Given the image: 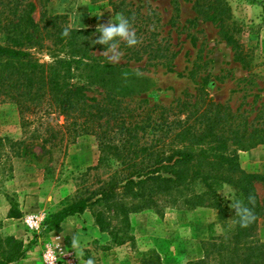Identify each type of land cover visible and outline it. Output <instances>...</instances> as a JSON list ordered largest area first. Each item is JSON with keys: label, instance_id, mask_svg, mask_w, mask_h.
<instances>
[{"label": "rangeland", "instance_id": "rangeland-1", "mask_svg": "<svg viewBox=\"0 0 264 264\" xmlns=\"http://www.w3.org/2000/svg\"><path fill=\"white\" fill-rule=\"evenodd\" d=\"M30 1L35 4L36 21L43 13L62 14L70 27L82 31L115 23L120 15L129 19L138 37L136 45L127 46L121 40L118 59H109V48L92 51L99 60L131 70L133 94L127 100L170 104L186 92L194 94L198 87H204L215 102L242 113L253 126L264 125V0H224L246 64L235 58V50L222 38L219 28L198 15L196 0ZM4 42L5 36L0 33V43ZM41 42V47L32 48V52L40 62L49 63L54 47L48 38ZM88 95L99 94L93 89ZM25 121L23 126L14 104L0 103V236L21 240L25 249L22 258L9 264H42L48 249L54 250L63 264H139L140 258L152 250L163 264H194L203 258L210 241H230L240 194L227 182L217 188L219 202L228 209L223 220L216 208H189L184 196L174 195L156 197L159 210L153 207L129 214L133 242H113L110 230L119 226L117 219H112L109 230H100L94 217L96 206L67 216L61 230L49 229V214L59 211L76 195L97 189L118 165L105 161L97 166L99 148L92 135L52 148L41 166L19 157L10 141L26 139L39 153L46 129L56 128L64 120L57 113L44 114L41 109L27 114ZM229 153L236 155L240 170L264 173V145L246 150L232 146ZM197 167L208 169L206 164ZM211 174L218 175V180L219 176L232 181L237 177L235 171ZM194 185V190L201 189L200 182ZM254 186L264 203V184L256 181ZM12 208L20 217H9ZM29 214L38 217V229L27 226ZM255 241L264 242V215L257 220ZM219 262L216 252L209 257L208 264Z\"/></svg>", "mask_w": 264, "mask_h": 264}, {"label": "trees", "instance_id": "trees-1", "mask_svg": "<svg viewBox=\"0 0 264 264\" xmlns=\"http://www.w3.org/2000/svg\"><path fill=\"white\" fill-rule=\"evenodd\" d=\"M34 9L30 0H0V33L5 36V42L0 43V103L14 104L23 126L27 114L41 109L44 114L63 116L64 121L46 129L39 153L26 139L10 141L13 153L41 166L52 148L92 135L99 148L97 166L105 161L118 165L97 189L76 195L49 214V229L61 230L67 216L96 206L94 217L100 230H109L112 219H117L119 226L110 230L113 242H133L129 214L153 207L159 210L156 197L174 195L184 196L189 208H216L223 220L228 209L219 202L217 188L227 182L240 194L233 212V235L230 241L219 244L210 241L203 258L194 264H208L215 252L220 256L218 264H264V242L255 241L264 203L254 186L256 181L264 184V173L240 170L236 155L229 153L232 146L246 150L264 145V125L253 126L242 113L215 102L204 87H198L194 94L186 92L170 104L127 100L133 94V73L93 57L92 51L108 49L95 44L98 28H72L62 14L43 13L36 21ZM194 9L219 28L222 38L235 50V58L245 63L233 34L235 24L230 22L228 4L224 0H196ZM44 38L54 47L49 63L40 62L32 52V48L41 47ZM74 78L78 81H72ZM93 89L99 95H88ZM202 164L208 169L197 167ZM218 170L237 172L236 180L221 176L218 180V175L211 174ZM197 181L201 183L199 191L194 190ZM9 217L20 214H14L12 208ZM24 253L21 240L0 236V264L15 262ZM139 264L163 263L152 250Z\"/></svg>", "mask_w": 264, "mask_h": 264}, {"label": "clouds", "instance_id": "clouds-1", "mask_svg": "<svg viewBox=\"0 0 264 264\" xmlns=\"http://www.w3.org/2000/svg\"><path fill=\"white\" fill-rule=\"evenodd\" d=\"M115 23L109 22L108 24L99 25L98 33L95 44L107 45L111 55L109 59H118L120 52L118 51L119 42L122 40L127 46H134L138 43L136 32L132 29L130 21L123 15L118 16Z\"/></svg>", "mask_w": 264, "mask_h": 264}, {"label": "built area", "instance_id": "built-area-1", "mask_svg": "<svg viewBox=\"0 0 264 264\" xmlns=\"http://www.w3.org/2000/svg\"><path fill=\"white\" fill-rule=\"evenodd\" d=\"M27 226L30 229H38L39 228V220L35 214H29L25 220ZM42 264H63L59 258L54 253V250L48 249L43 256V263Z\"/></svg>", "mask_w": 264, "mask_h": 264}, {"label": "crops", "instance_id": "crops-1", "mask_svg": "<svg viewBox=\"0 0 264 264\" xmlns=\"http://www.w3.org/2000/svg\"><path fill=\"white\" fill-rule=\"evenodd\" d=\"M68 219H69V218H68ZM68 219H67V220H68ZM67 220H66V221H67ZM65 223H67V222H64V226H65Z\"/></svg>", "mask_w": 264, "mask_h": 264}]
</instances>
